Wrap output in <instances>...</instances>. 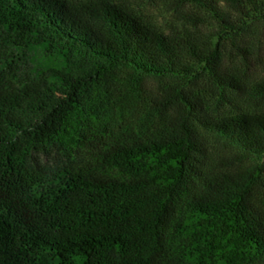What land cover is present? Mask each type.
I'll use <instances>...</instances> for the list:
<instances>
[{"label": "trees", "instance_id": "16d2710c", "mask_svg": "<svg viewBox=\"0 0 264 264\" xmlns=\"http://www.w3.org/2000/svg\"><path fill=\"white\" fill-rule=\"evenodd\" d=\"M190 6L0 0V264H264V0Z\"/></svg>", "mask_w": 264, "mask_h": 264}, {"label": "rangeland", "instance_id": "374dc122", "mask_svg": "<svg viewBox=\"0 0 264 264\" xmlns=\"http://www.w3.org/2000/svg\"><path fill=\"white\" fill-rule=\"evenodd\" d=\"M116 2L125 3L132 8L136 13L140 14L147 21L157 25L164 32L170 33L174 27H182L183 19L182 12L191 8L190 0H114ZM264 52V50H263ZM205 87V88H204ZM202 88L207 89L205 82ZM210 94V93H209ZM240 107L250 111H263L264 102L251 103L246 98L239 101ZM232 106H228L229 110ZM210 112L213 115H220L223 113L221 106L212 104ZM264 163V157L260 159ZM264 176V174H263Z\"/></svg>", "mask_w": 264, "mask_h": 264}]
</instances>
